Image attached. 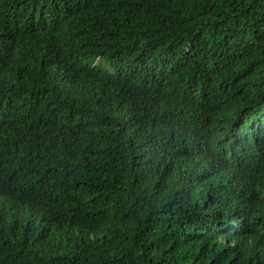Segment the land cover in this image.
<instances>
[{
	"label": "trees",
	"instance_id": "obj_1",
	"mask_svg": "<svg viewBox=\"0 0 264 264\" xmlns=\"http://www.w3.org/2000/svg\"><path fill=\"white\" fill-rule=\"evenodd\" d=\"M0 264H264V0H0Z\"/></svg>",
	"mask_w": 264,
	"mask_h": 264
},
{
	"label": "clouds",
	"instance_id": "obj_2",
	"mask_svg": "<svg viewBox=\"0 0 264 264\" xmlns=\"http://www.w3.org/2000/svg\"><path fill=\"white\" fill-rule=\"evenodd\" d=\"M249 137L247 138V141H246V144H245V147L248 149V150H251V151H255L253 149V142H252V137L250 135V132L248 133ZM243 166H237V167H233V168H230L232 171L234 172H237V173H241V169H242ZM245 177V175H243ZM227 195V194H226ZM236 215H231L229 216V220L230 219H236ZM223 226V225H222ZM229 230L228 232L223 235V236H220L216 239V243H220V244H223V245H227L228 243L231 242V240H229L231 237L229 236L230 233H232L231 236H234L235 233H236V230L234 229L233 225H231L229 223Z\"/></svg>",
	"mask_w": 264,
	"mask_h": 264
},
{
	"label": "bare ground",
	"instance_id": "obj_3",
	"mask_svg": "<svg viewBox=\"0 0 264 264\" xmlns=\"http://www.w3.org/2000/svg\"><path fill=\"white\" fill-rule=\"evenodd\" d=\"M20 53V52H19ZM10 67V66H9Z\"/></svg>",
	"mask_w": 264,
	"mask_h": 264
}]
</instances>
